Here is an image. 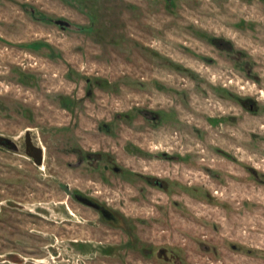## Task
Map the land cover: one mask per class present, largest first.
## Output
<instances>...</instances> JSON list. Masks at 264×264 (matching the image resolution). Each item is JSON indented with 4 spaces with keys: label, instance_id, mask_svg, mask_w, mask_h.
<instances>
[{
    "label": "rangeland",
    "instance_id": "1",
    "mask_svg": "<svg viewBox=\"0 0 264 264\" xmlns=\"http://www.w3.org/2000/svg\"><path fill=\"white\" fill-rule=\"evenodd\" d=\"M0 264H264V0H0Z\"/></svg>",
    "mask_w": 264,
    "mask_h": 264
},
{
    "label": "flooded vegetation",
    "instance_id": "2",
    "mask_svg": "<svg viewBox=\"0 0 264 264\" xmlns=\"http://www.w3.org/2000/svg\"><path fill=\"white\" fill-rule=\"evenodd\" d=\"M105 126V125H104ZM32 144H33V142L31 141V139H29V146H31V148L33 149V147H32ZM42 148V147H41ZM30 150V152L31 153H34L33 151L35 150V149H33V150ZM43 149V148H42ZM34 156H35V153H34ZM194 156V155H193ZM194 159H195V156L193 157ZM104 167L105 168H107L108 167V165L107 164H105L104 165ZM113 169L114 170H119L118 169V167L117 166H113ZM148 177V179H150L151 177H149V175L147 176ZM153 181H155L154 183H156V184H159L160 185V181L156 178V177H154V179H153ZM79 197L83 200V201H85V202H87V203H93L94 205H96L97 207H98V210L100 211V213L106 218V219H108V220H111V221H116V216L112 213V211H110L107 207H105L104 205H101L100 203H98V202H95V201H93L90 197H88V196H85V195H79ZM230 245H231V247H235L236 246V244L235 243H233V242H230ZM159 251L162 253V255H163V257H167V254H166V251H165V248H163V247H161L160 249H159Z\"/></svg>",
    "mask_w": 264,
    "mask_h": 264
},
{
    "label": "bare ground",
    "instance_id": "3",
    "mask_svg": "<svg viewBox=\"0 0 264 264\" xmlns=\"http://www.w3.org/2000/svg\"><path fill=\"white\" fill-rule=\"evenodd\" d=\"M32 147H33V149H35V151H37V154L39 155V159H40L39 161H37V163H40L41 162V159L43 157V153L41 152L42 149L40 147H37L34 144H32ZM29 153H30L29 155H31L34 158V154L31 153L30 151H29ZM35 158H36V156H35Z\"/></svg>",
    "mask_w": 264,
    "mask_h": 264
},
{
    "label": "water",
    "instance_id": "4",
    "mask_svg": "<svg viewBox=\"0 0 264 264\" xmlns=\"http://www.w3.org/2000/svg\"><path fill=\"white\" fill-rule=\"evenodd\" d=\"M35 156L37 157V161H39L40 159H39V155L37 154V151H36Z\"/></svg>",
    "mask_w": 264,
    "mask_h": 264
}]
</instances>
